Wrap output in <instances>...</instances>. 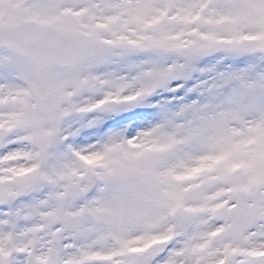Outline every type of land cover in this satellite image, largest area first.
I'll return each instance as SVG.
<instances>
[{
  "label": "snow or ice",
  "instance_id": "snow-or-ice-1",
  "mask_svg": "<svg viewBox=\"0 0 264 264\" xmlns=\"http://www.w3.org/2000/svg\"><path fill=\"white\" fill-rule=\"evenodd\" d=\"M0 264H264V0H0Z\"/></svg>",
  "mask_w": 264,
  "mask_h": 264
}]
</instances>
